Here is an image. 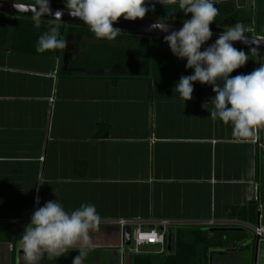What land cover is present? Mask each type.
Instances as JSON below:
<instances>
[{"label":"crops","instance_id":"1","mask_svg":"<svg viewBox=\"0 0 264 264\" xmlns=\"http://www.w3.org/2000/svg\"><path fill=\"white\" fill-rule=\"evenodd\" d=\"M213 2L218 19L242 12L264 26L255 0ZM62 54L0 46V264H25L20 235L34 208L55 199L68 212L96 208L83 264H134L120 219L203 232L207 264H264L253 233L264 215V126L233 135L202 107L215 95L210 85L194 83L192 99L181 100L174 86L192 70L169 47L137 78L119 66L82 71L69 65L75 53L66 62ZM77 254L52 264H72Z\"/></svg>","mask_w":264,"mask_h":264},{"label":"clouds","instance_id":"2","mask_svg":"<svg viewBox=\"0 0 264 264\" xmlns=\"http://www.w3.org/2000/svg\"><path fill=\"white\" fill-rule=\"evenodd\" d=\"M162 4L175 3L184 19L179 30L170 31V25L162 18L149 26V31L166 33L163 39L172 54L185 60V68L192 74L182 75L174 86L185 103L192 99L194 83L210 85L215 95L202 107L209 111L212 119H219L225 125L231 124L233 135L252 136L257 126H264V63L248 74L231 76L249 60L248 53L238 50L233 42L247 44L244 26L236 22L225 28L216 40L207 47L213 32L210 25L215 22L218 9L213 0H155ZM67 14L78 18L88 26L95 38L115 41L121 29L113 27L119 18L127 21L143 20L146 14L155 10L152 0H64ZM17 6L16 4L14 5ZM33 26L41 27L42 19L51 21L47 31L39 35L36 51L62 49L66 41L60 31L61 10L52 11L50 0H34L30 6ZM211 105V109L207 106ZM40 197H35L37 205ZM99 220L92 204L82 203L68 212L57 201H45L35 207L30 223L20 235L25 264H40L46 257L52 264L71 251L78 254L72 264H83L91 249L89 232Z\"/></svg>","mask_w":264,"mask_h":264},{"label":"trees","instance_id":"3","mask_svg":"<svg viewBox=\"0 0 264 264\" xmlns=\"http://www.w3.org/2000/svg\"><path fill=\"white\" fill-rule=\"evenodd\" d=\"M26 2V1H20ZM34 3L33 1H28ZM155 10L146 14L145 18L160 19L162 21H182L185 17L183 12H179L176 4H154ZM59 8V7H58ZM63 8V7H60ZM65 9V8H64ZM236 22L244 27L253 25L254 31L258 36H264V27L258 22L253 23L251 15L246 13H234L231 17L215 18V22L210 25L211 30L223 31L226 26H233ZM51 21L42 19L39 29L33 26L31 17L16 16L0 13V46H8L12 50L34 53L37 55L56 56L62 49L47 50L37 52V39L40 34L47 31ZM60 31L65 38L67 33H74L82 37L80 51L76 57L69 61V65L82 71H92L95 69H109L119 66L121 74L129 75L132 78L144 77L149 74L151 66L154 65L158 51L168 45L163 36H149L145 34L122 31L115 41L109 42L95 38L87 25L63 24L60 23ZM164 46V47H161ZM248 53L249 60L245 66L231 73L248 74L259 67L262 53L237 48ZM154 68V66H153ZM251 219L256 216V208L251 209ZM172 243L168 254H139L133 256L134 264H207V252L211 244L203 232H192L173 229ZM175 239V243L173 240Z\"/></svg>","mask_w":264,"mask_h":264},{"label":"water","instance_id":"4","mask_svg":"<svg viewBox=\"0 0 264 264\" xmlns=\"http://www.w3.org/2000/svg\"><path fill=\"white\" fill-rule=\"evenodd\" d=\"M17 5L16 7L14 5ZM33 3H27V2H18V1H11V0H0V13L3 14H10V15H16V16H28L31 17V12L29 11L30 6ZM51 9L53 12L56 10H61L64 12V15L61 17V22L63 24H79V25H86L78 18H73L67 14V10L64 8H58V7H52ZM47 20V19H46ZM155 21L150 20H140L137 19L135 21H127L124 20L123 17L119 18V20L114 23L113 27H118L122 31L127 32H135L140 34H145L149 36H163L166 35V33L160 32L159 30H152L149 31V26L154 23ZM170 31L172 30H179L182 25H175L170 24ZM213 35L211 39L206 43H213L218 35L221 33V31H214L212 30ZM247 36V35H246ZM234 47L241 48V49H247V50H254L260 53H264V37L262 36H247V44H244L240 41L233 42ZM131 230L132 228L130 226L126 227L123 232V239L124 244L126 246H129L131 243ZM172 243V232L170 231L167 234V246L168 248L171 246Z\"/></svg>","mask_w":264,"mask_h":264},{"label":"built area","instance_id":"5","mask_svg":"<svg viewBox=\"0 0 264 264\" xmlns=\"http://www.w3.org/2000/svg\"><path fill=\"white\" fill-rule=\"evenodd\" d=\"M254 32V27L251 29ZM258 36V35H256ZM210 43H206L203 48L207 47ZM264 219L263 213L259 214V223L253 227L254 236L259 244L264 245V224L262 223ZM118 226L121 228L122 232L128 226L132 228L131 230V243L129 246H124L128 252L132 255L144 254L145 248L148 246H158L160 249L156 252L158 254L167 252V234L172 228V224L169 221H161L158 225L150 228H145L142 224L131 225L128 220L120 219L117 222ZM209 226L213 225V221L207 223ZM175 228V227H174Z\"/></svg>","mask_w":264,"mask_h":264},{"label":"rangeland","instance_id":"6","mask_svg":"<svg viewBox=\"0 0 264 264\" xmlns=\"http://www.w3.org/2000/svg\"><path fill=\"white\" fill-rule=\"evenodd\" d=\"M11 1H19V0H11ZM34 2V0H31ZM152 2L154 4H160V3H157L155 2V0H152ZM260 2V10H259V3ZM50 6L52 7H63L65 8V5H64V1L63 0H50ZM254 9L258 12V11H261L263 12L264 14V0H255V5H254ZM262 20V18H260ZM144 20H150V21H156L158 20L157 19H153V18H144ZM168 23L170 24H175V25H182V21H168ZM253 28V25L249 26V27H244L245 29V35L247 36H256V32H252V29ZM264 29V27H262ZM264 34V33H263ZM65 41H66V46L65 48H63V54H62V57H63V61H65V57H71L74 53L77 55L78 52L81 50L80 49V42L82 40V37L79 36V35H75L74 33H67L65 35ZM59 65H60V62H59ZM151 247V246H150ZM167 253V252H166Z\"/></svg>","mask_w":264,"mask_h":264}]
</instances>
